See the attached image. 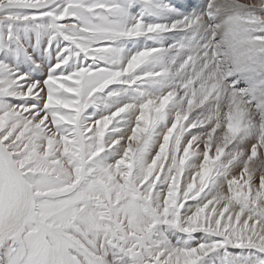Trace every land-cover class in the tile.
Masks as SVG:
<instances>
[{
  "label": "snow or ice",
  "instance_id": "1",
  "mask_svg": "<svg viewBox=\"0 0 264 264\" xmlns=\"http://www.w3.org/2000/svg\"><path fill=\"white\" fill-rule=\"evenodd\" d=\"M0 264H264V0H0Z\"/></svg>",
  "mask_w": 264,
  "mask_h": 264
}]
</instances>
